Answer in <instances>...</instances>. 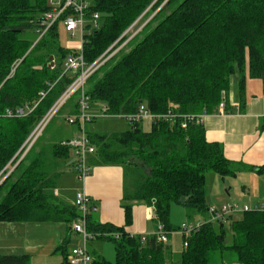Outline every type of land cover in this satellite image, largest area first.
Returning <instances> with one entry per match:
<instances>
[{"label":"trees","instance_id":"obj_1","mask_svg":"<svg viewBox=\"0 0 264 264\" xmlns=\"http://www.w3.org/2000/svg\"><path fill=\"white\" fill-rule=\"evenodd\" d=\"M49 10V0H0L1 177L8 173V164L14 166L0 184V222L62 221L70 226L82 219L77 205L64 204L54 193L73 148L62 143V126L45 136L61 109L80 112V92L57 111L28 148L76 76L72 72L61 76L67 56L76 52L62 45L61 20L38 39ZM95 12L101 26L85 34L87 63L120 49L86 82L90 111L105 106L109 113H131L146 104L154 113L211 112L224 98L229 108L233 75L238 76L237 98L243 111L247 78H260L264 84V0H91L86 17ZM69 13L70 9L62 20ZM131 27L140 29L132 34ZM28 31L32 34L26 35ZM52 55L55 65L50 67ZM20 109L23 115H8ZM72 124L80 129L79 119ZM87 134L96 147L94 164L132 169L135 188L126 193V200L152 204L155 219L168 236L175 230L170 222L173 203L183 204L190 217L206 215L207 174L235 176L240 170L225 155L222 143L207 139L204 124L191 122L184 127L178 119L159 122L150 131L137 124L123 131ZM258 172L264 177V165ZM124 208L129 224L133 204L125 203ZM86 228L91 238L112 241L116 251L115 262L98 257L93 264H209L215 252L232 253L230 264H264L260 208L232 220L231 245L225 242L224 221L209 217L190 237L183 235L188 244L179 262L172 260L166 243L155 235L143 241V236L124 226L100 222L92 212L86 216ZM69 242L56 249L64 258L62 264H69ZM29 260L27 254H0V264Z\"/></svg>","mask_w":264,"mask_h":264},{"label":"crops","instance_id":"obj_2","mask_svg":"<svg viewBox=\"0 0 264 264\" xmlns=\"http://www.w3.org/2000/svg\"><path fill=\"white\" fill-rule=\"evenodd\" d=\"M62 30L67 32L64 28ZM78 46L79 44L69 48L77 50ZM256 79L260 78H247L246 104L243 111L240 110L238 98L234 99L231 94L230 107L227 106L228 113L226 115H216V110L208 111L210 116L205 119L204 126L207 139L222 143L225 155L239 165L240 169L235 176H231L233 179L230 180L229 188H227L226 192L228 194L223 188V184L226 185L224 179L228 176L222 177L213 172L207 174L206 197L209 206L233 202L248 205L251 208L264 205V177L258 172V167L264 165V84L262 79H260L262 82L255 81ZM98 108L100 109L92 112L101 111L102 106ZM68 114L77 115L74 113ZM98 118H118L122 120L125 127L117 131H123L130 126L123 118L115 116L96 117V119ZM141 127L145 131H150L152 124L149 120H144ZM94 157V154L89 156V163L92 167L90 175L83 181L79 179L81 183L75 187V194L70 205H76L77 191L85 190L92 206L96 208L95 211H92V214L97 220L102 223L108 222L117 226H124L133 235L154 236L158 227L154 206L144 201L126 200V168L121 165L94 164ZM67 162L68 160L64 164H67ZM73 170H75L74 163ZM63 187L61 189L57 187L54 191L55 195L59 197L65 195L63 192L64 189H67V186ZM125 203L133 204V218L129 224L126 222ZM186 212L189 219H193L192 221L195 220V222H204L210 217L208 212L206 215L196 213L191 217L187 209ZM241 215L242 213L233 214L227 217L224 223L239 218ZM0 229H4L3 233L7 236L15 237L18 240L13 245H10V243L7 246L0 245V254H27L37 257L41 264H62L64 258L56 250L58 246L64 241L70 240V252L71 248L76 247V245L71 244L73 233L78 235L75 239L80 236L83 237L82 234L72 229V225L69 226L62 221L0 222ZM3 233L2 235H4ZM172 236V233H170L168 242ZM82 239L83 243L79 245L84 244V237ZM176 239L177 236L173 237L171 244L167 241L165 243L171 252L172 260L179 262L184 246L180 250ZM105 241L109 240L89 238L86 244L87 246L89 242L94 244V248L92 251L90 250L94 260L99 257L115 262L116 256L111 258L105 252ZM88 249H90L89 246ZM27 264H31V260ZM221 264L230 263L224 259Z\"/></svg>","mask_w":264,"mask_h":264},{"label":"built area","instance_id":"obj_3","mask_svg":"<svg viewBox=\"0 0 264 264\" xmlns=\"http://www.w3.org/2000/svg\"><path fill=\"white\" fill-rule=\"evenodd\" d=\"M49 4L51 5V10L47 11L42 19L41 28L38 31L40 39L47 30L54 25L57 21L61 20V24L64 29L70 33L72 36H75V32L77 30L81 31V42L77 47L75 53H71L67 56L64 63V71L72 72L76 76L74 80L67 86V88L60 95L54 106L47 113L46 117L43 120L42 129L49 122V120L56 115L57 111L77 92H80V112L77 115H68L66 119L69 123H74L77 119L80 120V133L77 137L72 139H64L62 143L64 145L71 146L75 155L77 156V160L74 163V168L78 174V178L80 180H85L91 172V165L89 163V156L94 154L96 151L95 145L91 142L85 125L87 122L91 121L93 118L100 116H115L119 118L125 119L130 126H135L137 124H141L144 120H149L152 125H155L162 121H176L178 119L182 120V125L185 127L188 123H196V124H204L205 119L210 116V112L204 110L200 113H179L173 110H169L164 113H154L152 112L146 104H141L137 111L131 113H109L106 111V107L103 106L101 111L92 112L90 111V98L86 94V82L88 78L98 69L100 66L105 63L113 54H115L120 48L116 49L112 53L105 56L103 54L96 61L89 64L84 58L83 54V44L85 34H91L93 29H98L101 26L100 22V14L95 12L92 14L90 18H87L88 23H86V11L90 6V3L87 0H49ZM70 9L71 13H69L62 20V16L64 13ZM89 24V26H87ZM17 66V64H16ZM16 66L12 70V74L14 73ZM11 74V75H12ZM45 95V93H43ZM228 113L227 109V101L224 98L216 109V115L224 116ZM24 110L20 109L17 113H13L12 111H8V115H23ZM36 137V136H35ZM35 137L29 144L28 148L35 141ZM8 169V173L1 177L0 174V184L5 179V177L14 169V166L8 164L5 168ZM76 205L79 208L82 219L80 221H75L72 224V229L77 233H80L84 237V244L73 247L70 249V252L67 257V263L69 264H93L94 259L88 249L86 244L87 239L91 238V234L87 231L86 228V216L90 214L92 211H95L96 208L92 206L90 198L85 190H79L76 193ZM262 209L264 210V205L260 207L251 208L248 205H240L237 202L233 203H224L221 207L217 208L215 206L209 207L210 219L213 221H225L227 217L236 214L243 213L252 209ZM201 223H183L180 227L182 234L185 237H190L196 230L199 229ZM157 239L162 242H166L168 240V233L162 224H159L157 227V232L155 234ZM143 241L147 239V236L142 237ZM185 245L188 244V241L185 240Z\"/></svg>","mask_w":264,"mask_h":264},{"label":"rangeland","instance_id":"obj_4","mask_svg":"<svg viewBox=\"0 0 264 264\" xmlns=\"http://www.w3.org/2000/svg\"><path fill=\"white\" fill-rule=\"evenodd\" d=\"M89 3H91V0H87ZM86 23H88L87 17H86ZM63 29V28H62ZM140 29V28H139ZM138 29V30H139ZM129 30H131L132 34H135L138 30L136 28L131 27ZM128 30V31H129ZM26 35H31L32 32L28 31L25 33ZM60 38L63 47L69 48L73 45H78L81 42V31L77 30L75 32V36H72L71 34L65 32L64 30L60 33ZM55 65V64H54ZM255 81H260V79H256ZM231 94L233 95L234 99H237L238 96V76H232V83H231ZM69 103H73V100H71ZM69 103L66 105V107H69ZM68 115V109L63 108L61 111L57 114V116L53 119V121L48 126L45 136L48 137L51 133L57 132L59 127L62 126L63 132L62 136L65 139H72L74 137H77L79 133L81 132L79 130V127L77 124H71L66 119V116ZM47 125V124H46ZM125 127L124 122L120 119H111V118H98L93 122H88L86 126V130L89 132H111V131H117L122 130ZM42 130V126L36 131V134H40ZM77 160V156L75 155L74 149L71 151L70 158L68 159L67 164H64L62 167V177L58 182V189H61L63 186H67V189H64V194L61 195V197L58 196L59 200H61L64 204H70L73 200L74 194H75V187L78 186L81 182L78 178V174L76 170H73V163ZM126 193L132 194L134 192L135 188V175L129 166H126ZM75 174V175H74ZM233 179L231 176L226 177L224 180L226 182V185L223 184L224 191H227V188H229L230 180ZM64 188V187H63ZM227 193V192H226ZM228 194V193H227ZM226 194V196H227ZM259 204V203H258ZM262 205V204H261ZM215 207L219 208L221 205H216ZM97 217V216H96ZM189 219L187 216L186 208L181 203H174L172 205L171 210V216H170V222L175 227V230L172 231V238L170 237L169 242L167 243L171 244L173 237L177 236V245L179 249H183L184 246V238L182 235V232L180 230V227L183 223H195V220ZM202 220V218H201ZM203 223V222H200ZM231 223L232 221L228 220L225 223V232H226V244L231 245L233 243V231L231 229ZM64 227V226H63ZM216 229H220V224L215 223ZM66 229V228H65ZM4 229H0V245L7 246V244L10 243V245H13L16 240L15 237L7 236L3 233ZM2 233L4 235H2ZM76 233H73L71 244L73 245H79L83 243V237L80 236L78 239H75ZM78 236V235H77ZM79 240V241H77ZM90 241V240H89ZM105 252L107 255L111 258L116 256L115 246L112 241H105ZM72 245V246H73ZM89 251L94 248L93 243H88ZM90 251V252H91ZM114 254V255H113ZM30 256V255H29ZM116 258V257H115ZM234 258V255L230 252H224L223 254L219 252H215L212 256V259L209 264H221L222 260L225 259L228 263L231 262V260ZM31 264H41L37 257L30 256ZM49 264V263H47Z\"/></svg>","mask_w":264,"mask_h":264},{"label":"water","instance_id":"obj_5","mask_svg":"<svg viewBox=\"0 0 264 264\" xmlns=\"http://www.w3.org/2000/svg\"><path fill=\"white\" fill-rule=\"evenodd\" d=\"M51 59H52V62L50 63V67H53L54 64H55L54 56L53 55L51 56ZM38 135L39 134L36 135L35 139L37 138ZM181 201L184 202V199L182 198ZM234 264H240V263H234Z\"/></svg>","mask_w":264,"mask_h":264}]
</instances>
